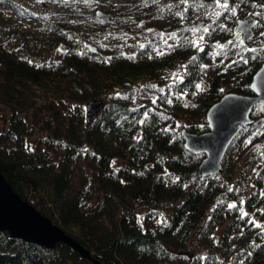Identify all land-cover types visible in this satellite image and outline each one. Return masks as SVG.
<instances>
[{"label": "trees", "instance_id": "trees-1", "mask_svg": "<svg viewBox=\"0 0 264 264\" xmlns=\"http://www.w3.org/2000/svg\"><path fill=\"white\" fill-rule=\"evenodd\" d=\"M68 1L87 4L92 0ZM130 1L151 6L157 14L174 18L180 27L207 22L209 32L198 46L191 43L195 40L191 29L179 30L181 38L165 49L141 41L132 52H116L108 58L50 21L48 27L61 35L50 44L59 53L57 58L30 60L27 54L9 51L0 43V168L4 176L24 200L37 201L40 212L59 228L73 227L71 232L63 230L104 264H173L182 260L178 253L187 249L195 235L211 252L193 264H264V229L249 224V215L240 219L239 211L241 199L249 212L264 204V152L258 147L264 135V104L254 107L255 123L245 126L230 145L222 173L195 182L191 178L204 156L187 151L181 134L186 128L175 127L180 121L191 124L187 129L191 132H206V114L224 94H252L250 84L264 63V47L241 46L233 39L237 21L253 11L261 13L254 17V33L261 31L264 0H236L235 14L225 10L212 21L207 15L218 13L215 0H197L175 9H163L153 0ZM0 4L43 20L41 14L13 0H0ZM6 24L0 10V38ZM217 44L226 47L217 48ZM61 45L64 48L59 51ZM215 52L229 58L228 66L234 69L230 74L212 72L209 60ZM180 64H185L183 79L169 93L159 95L156 103L141 96L140 82H160ZM197 83L203 91L196 90ZM223 86H228L226 93ZM103 98L108 103L87 124L83 106ZM68 101L73 108L64 116ZM33 137H38L44 150L28 146ZM250 151L253 157L239 165ZM76 174L81 175L80 187L72 191ZM66 192H71L70 197L60 208L57 198ZM48 200L52 205L45 209ZM229 204L237 207L230 209ZM164 212L167 218L160 221ZM218 228H222L220 235ZM224 256L231 261H224ZM0 264L93 262L65 244L47 249L0 232Z\"/></svg>", "mask_w": 264, "mask_h": 264}, {"label": "rangeland", "instance_id": "rangeland-1", "mask_svg": "<svg viewBox=\"0 0 264 264\" xmlns=\"http://www.w3.org/2000/svg\"><path fill=\"white\" fill-rule=\"evenodd\" d=\"M19 3L21 6L31 11L35 15L41 14L43 20L37 19L33 16L21 15L18 12L12 10L10 6L0 4V10L3 15L6 16V29L1 36L0 43L4 48L9 51H13L17 54H27V58L33 60L36 57H42L44 60L49 58H57L59 53L50 47V44L55 42L61 35L56 34V31L48 27L47 21L63 27V29L71 34L76 41H79V37L83 38L84 45H91L95 47L105 58L110 57L112 53L123 52L130 53L135 48V44L142 42H153L155 46L165 49L168 46L176 43L181 36L178 35L179 23L169 16L157 14V12L151 8V6L138 5L130 0H104L103 4L97 3V0H92L87 4H81L78 2H51V1H39V0H13ZM163 9L166 8H178L183 5H190L183 3L182 0H153ZM204 1V0H203ZM236 0H229L228 4L236 7ZM218 13H222L225 9L218 6ZM101 11L105 14L111 15L109 22H104L100 17L97 16V12ZM259 11H253L248 14L247 17L253 16L254 13ZM217 14V13H216ZM216 14H208L207 20H214ZM253 14V15H250ZM204 27H208L207 22ZM203 27V28H204ZM203 28L197 32H192L191 37L199 41L201 35L204 36ZM264 32V20L261 26V31L257 34L254 33L253 38L250 40V44L253 46L264 47V36L261 33ZM175 33V35H171ZM233 40H243L241 33H236ZM98 38V40H95ZM239 38V39H238ZM203 41H199L201 43ZM64 46H59L58 50L63 49ZM210 66H212V72L219 71L224 74H230L234 69L230 65L229 58L217 54L216 52L210 57ZM185 71V64H180L176 69L167 72L160 82L148 83L142 81L139 84V88L144 90V94L141 96H147L152 100L159 101V95L169 93L173 84L183 79ZM211 72V73H212ZM176 74L174 76L173 74ZM209 74L210 80L212 74ZM180 77V79H177ZM155 87H152V86ZM163 90V91H161ZM223 92L226 93L228 86L222 87ZM148 92H150L148 94ZM105 104L108 103L107 98H103ZM65 110H62L64 116L69 115L67 112L69 109L72 110L73 104L68 101ZM86 106H83L84 113L86 115ZM4 110V109H3ZM46 113V111H44ZM43 113H40V115ZM199 127H203L204 124L195 123ZM183 126L188 129L191 128L189 123L176 122V128ZM3 129V125L0 121V132ZM28 146L31 149H37L40 146L38 137L28 139ZM258 147L264 152V135L260 141ZM44 150V147H40ZM264 155H261V157ZM58 156L53 155V161L58 162ZM251 151L241 160L239 165H243L248 159H251ZM257 158V157H256ZM263 167V164L260 165ZM79 174L75 175L74 189L77 190L80 187ZM71 192H66L62 197L57 198V205L61 208L64 203L70 197ZM32 205L38 210L42 211L40 204L31 200ZM52 203L48 200V204L45 205V209L50 207ZM249 214L251 219L261 224V228L264 229V204L256 212H249L247 209L244 210ZM144 214V213H143ZM142 214V215H143ZM167 212H164L160 221L167 218ZM62 229L71 232L73 227H64ZM73 231V230H72ZM222 228H218L217 235H220ZM197 235L189 242L187 249L179 252L182 260L177 261L173 264H193V261L197 257L204 258L208 256L210 246L202 244L201 241H197ZM227 263L231 261V257H222ZM230 260V261H229ZM264 261V258L261 259Z\"/></svg>", "mask_w": 264, "mask_h": 264}, {"label": "water", "instance_id": "water-1", "mask_svg": "<svg viewBox=\"0 0 264 264\" xmlns=\"http://www.w3.org/2000/svg\"><path fill=\"white\" fill-rule=\"evenodd\" d=\"M195 1L197 0H188V3L191 4ZM198 1L202 2L203 0ZM96 14L104 22H109L111 19V15L101 11ZM253 21L256 22V19L252 16L239 19L235 27V32L242 34L246 44L254 36V27L251 26ZM204 25L205 22H199L182 26L179 30L193 28L200 30ZM243 27L247 28L251 39H248L246 33L241 31ZM88 46L97 52L95 47ZM250 90L252 94L228 92L214 103L206 114L208 131L203 133H194L187 129L181 131L185 149L194 155L204 156L191 178L192 182L221 174L223 161L230 145L245 126L255 123V119L252 117L253 109L258 104H264V63L253 75ZM105 105L103 99H94L87 103V124H91L98 118ZM0 232H7L13 239H21L47 249H56L59 244H65L78 252L83 259L91 260L93 264H104L98 259H93L88 249L24 200L6 179L1 168Z\"/></svg>", "mask_w": 264, "mask_h": 264}, {"label": "snow or ice", "instance_id": "snow-or-ice-1", "mask_svg": "<svg viewBox=\"0 0 264 264\" xmlns=\"http://www.w3.org/2000/svg\"><path fill=\"white\" fill-rule=\"evenodd\" d=\"M182 2H183V3H187V0H182ZM215 4H216L217 6L223 8V9H225V10H229V11H231L233 14H235V12H236V9H235L234 7H233V8H229L228 0H215ZM261 7H264V5H261ZM216 15L219 16L220 13H217ZM250 15H253V14H250ZM254 15L259 16V15H261V13H254ZM251 26H252V27L257 26V25H256V22H255V21L251 22ZM221 27H223V26H221ZM191 31H193V32H197V31H199V28H193V29H191ZM241 31H244V32L246 33L248 39H251V38H252L251 35L247 33V28H246V27L241 28ZM203 32H204V33H208V32H209V28H208V27H204V28H203ZM171 35L174 36L175 33H173V34H171ZM261 35L264 36V32H262ZM204 38H205V37H204L203 35H201V36L199 37V41H203ZM238 39H239V38H238ZM199 41H197V40H193V41H191V43H192L193 46H198ZM228 43L231 44V43H233V42H232V41H229ZM239 43H240V45L242 46L243 43H244V41L241 39V40H239ZM216 47H217V48H223V47H226V46H225V45H219V44H217ZM246 50H248V51H254L253 49H246ZM200 51H203V48H200ZM163 54H164L163 52L158 53V55H163ZM109 59H110V58H109ZM193 59H195V57H193ZM241 59H243V57H241ZM29 62L31 63V61H29ZM244 62L247 63V60H245ZM201 67H202V68H206L207 65H201ZM173 75L176 76L175 73H174ZM177 79H180V77H177ZM201 83H202V82H201ZM201 83H197V84L195 85V88H196L197 91H203V88L201 87ZM152 87H155V86L153 85ZM161 91H163V90H161ZM195 94H196V93L194 92L193 95H195ZM168 102L171 103L170 100H169ZM153 103H156V101L153 100ZM186 106H187V105H186ZM144 115H145V117H147L148 114L145 113ZM139 122H140L141 124H143V123H144V120H141V121H139ZM167 130H168V129H165V131H167ZM26 147H27V145H26ZM29 150H30V149H29ZM177 179H179V178H177ZM229 191H232V189H229ZM261 195L264 196V192H262ZM243 204H244V200L241 199V201H240V205H241V207H240V209H239V211H240V213H241L240 219H244L245 217H247V216L249 215L247 212L244 211V209H243V207H242ZM236 207H237L236 204H229V205H228V208H230V209H234V208H236ZM140 219H141L140 217H137V222H138V223L140 222ZM209 219H210V218H209ZM248 223L251 224V225H253L254 227H257V228H261V227H262L261 224L257 223V222H256L255 220H253V219L248 220ZM241 235H243V231H241ZM255 247H260V245L257 244V245H255ZM249 255H251V253H249ZM241 264H243V262H241Z\"/></svg>", "mask_w": 264, "mask_h": 264}]
</instances>
